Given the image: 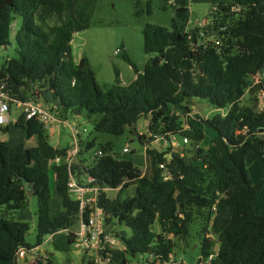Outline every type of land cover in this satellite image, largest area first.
<instances>
[{
  "label": "trees",
  "instance_id": "trees-1",
  "mask_svg": "<svg viewBox=\"0 0 264 264\" xmlns=\"http://www.w3.org/2000/svg\"><path fill=\"white\" fill-rule=\"evenodd\" d=\"M96 1L0 0V47L12 44L14 21L22 18L15 55L2 63L0 78L7 81L12 98L44 97L65 119L86 113L100 133L122 135L147 116L150 139L161 137L170 144L180 134L191 139L196 147L193 155L148 148L152 177L115 152L112 142L99 144L102 155L95 157L89 151L96 138L80 141V158L73 169L92 175L109 191L119 189L115 198L102 190L100 203L109 220L132 230L129 237L120 236L125 247L114 251V259L129 264L131 256L149 254L154 256L150 264H157L156 258L169 262L176 247L171 235H189L199 213L205 220L203 231L211 226L214 234L204 237L200 255L212 254L217 244L219 251L212 264H264V212L256 213L264 188V139L260 137L264 109L253 98L251 105L242 103L247 91L263 88L252 85V76L264 73V0L216 3L215 25L191 30L186 29L191 0H163L176 6L172 28L148 23L143 30L145 52L157 56L142 71L125 56L137 78L124 85L116 70V80L108 88L97 80L88 57L76 61L73 54L74 36L91 26ZM151 1L147 0V12H151ZM196 98L217 108L229 107L226 115L204 120L216 131L207 148L197 147L204 132L193 122L192 129H184L178 114L189 116ZM15 126L23 129L24 141L10 145L0 139V264H14L20 247L40 246L47 235L77 222L78 203L69 192L67 166L50 163L56 155H64L66 148L52 145L45 124L35 118L26 120L20 115ZM9 130V126H0V131ZM34 137L37 142L28 144ZM148 137L141 134L139 141L143 144ZM161 162L168 163L171 179L162 178ZM253 162L263 172L256 184L248 173ZM51 171L59 195L54 212ZM29 183L38 199L35 244L26 241L30 223L15 217L28 204ZM132 185L135 194L122 198V192ZM157 222L160 231L153 228ZM68 242L73 244L72 236ZM55 246L66 249L60 242ZM31 264L57 263L48 255L46 261L39 258Z\"/></svg>",
  "mask_w": 264,
  "mask_h": 264
},
{
  "label": "rangeland",
  "instance_id": "rangeland-1",
  "mask_svg": "<svg viewBox=\"0 0 264 264\" xmlns=\"http://www.w3.org/2000/svg\"><path fill=\"white\" fill-rule=\"evenodd\" d=\"M173 3V2H172ZM172 3H166L163 0L151 1V12H147V0H97L95 10L92 17L91 26L79 33H76L73 40V54L76 61H79L82 56H86L90 60L92 69L96 73L97 80L105 87H110L116 80V70L120 73L122 84H129L135 75L132 65L126 60L125 56H129L138 66L144 68L146 62L153 60L156 53H146L144 50L143 30L146 24H157L172 28L173 19L176 18V6ZM215 3H220V0H191L189 3L190 16L187 22L186 29L191 30L195 27L204 24V20L213 16ZM166 6V7H165ZM22 24V18L18 17L14 21L12 30V44L7 47H0V67L6 58H11L15 55L16 36ZM255 99L257 106L264 109V90L258 88L254 91H247L242 103L251 105ZM46 102L45 98H38ZM196 103L205 105L202 111L194 116L184 115L181 111L178 114L185 124L200 128L204 132L203 145L210 144L211 140L216 136V131L210 127L204 120L213 117L216 114L224 116L227 108H217L210 105L206 100L201 98L195 99ZM50 104V103H49ZM22 114V109L17 106V102L13 100L10 110L11 122L8 125L9 131H0V139L6 141L10 145L18 144L24 141V132L22 128L16 127L15 122ZM64 118V117H63ZM67 123H54L47 127L50 135V141L55 147L68 148L72 144L73 129L75 125L80 130L81 138L85 141H92L96 138V145L89 152H95L99 144L112 142L115 152L132 160L136 165L140 166L143 171H146L149 176L154 173L151 158L148 156L145 145H149L150 149L155 148V144L145 142L142 144L136 135V132L152 136L148 132V124L150 118L147 116L140 117L134 128L126 130L122 135L116 136L108 133H100L95 130L94 122L88 120L87 114L72 115L67 117ZM4 126V127H5ZM86 129V131H85ZM192 129V127H191ZM157 139V137H154ZM175 139L179 142V151H184L190 155L195 154L196 147L183 142V135H176ZM149 141V137L147 139ZM146 140V141H147ZM37 138H32L28 144H34ZM170 143V141H168ZM158 143V142H156ZM128 147L130 152L124 153L123 148ZM167 151H171L172 147L168 144ZM90 153H86L88 157ZM83 158V157H81ZM79 159H76V163ZM77 178L85 180L84 173H80L79 169L74 171ZM250 179L256 184L263 176L262 169L258 162H253L248 166ZM51 206L53 212L59 202V195L55 186V175L51 171ZM57 181V180H56ZM119 193V189H111L108 191L110 198H115ZM135 194V186L132 185L122 192V198H128ZM37 210L38 199L33 196L29 198L28 204L24 209L15 213V217L22 221L30 223V230L26 234V241L30 244L36 243V226H37ZM264 212V188L261 189L256 205V213ZM206 215V213H205ZM203 214H196L194 223L191 226L189 235L185 238L175 237L171 235L176 243L173 257L169 262L163 264H196L201 253V242L204 237H214L213 231H203L205 220ZM112 229L120 236L129 237L132 235L131 228L126 225L119 224L115 219L111 221ZM155 231H160L159 223L153 226ZM55 242H60L66 249H57ZM122 247H125L124 243ZM39 251L50 255L57 264H87L90 258L82 255L80 251L71 243L68 242V235L65 232L57 233L55 241L45 242L39 246ZM132 263L129 264H150L154 260V256L149 254H138L131 256ZM114 264H119L115 262ZM162 264V263H157Z\"/></svg>",
  "mask_w": 264,
  "mask_h": 264
},
{
  "label": "built area",
  "instance_id": "built-area-1",
  "mask_svg": "<svg viewBox=\"0 0 264 264\" xmlns=\"http://www.w3.org/2000/svg\"><path fill=\"white\" fill-rule=\"evenodd\" d=\"M214 17L206 19L204 25H215ZM225 27H219L218 30H223ZM205 32H201L204 36ZM216 44L220 45L221 40L217 39ZM253 84H262L264 90V73H257L252 76ZM7 81L0 78V126L8 125L11 122L10 110L11 101L15 100L20 104L22 114L26 120L37 119L44 123L46 128L54 123H67V119L63 118L58 111L55 104H48L39 99L29 97L24 100H16L10 96L7 89ZM244 98V97H243ZM242 98V100H243ZM197 110L193 107V111L189 112V116L197 114ZM227 114V113H226ZM225 114V115H226ZM191 125L185 124L184 129H190ZM73 135L72 144L66 149L64 155L58 154L51 160V164H63L68 169V188L73 198L78 203L77 222L74 227L64 228L57 232L47 235L45 242L55 241L57 233L65 232L69 237H73V245L80 251L82 255L88 256L94 264H114L115 262L122 264L121 261L114 259V251L122 250L123 241L117 232L111 227L109 220V213L105 207L100 203V195L102 190L109 191L110 188L100 186L96 179L84 173L85 180L77 178L74 173L73 166L76 164V159L80 158V141L82 140L80 130L75 125H72ZM86 131V129H85ZM175 137V136H173ZM163 139L161 137H157ZM164 140V139H163ZM175 140V138H173ZM191 139L186 136L183 137V142L186 144ZM128 147L123 148L124 153H128ZM102 152L100 149L95 150L94 156L100 157ZM162 170V178L164 180L171 179L172 173L168 167V163L161 162L159 164ZM39 246L33 248L20 247L15 256L14 264H31L39 258L47 260L48 254L39 251ZM219 251V246L216 244L214 252L208 256L199 255L196 264H212L216 259ZM157 263L163 262L161 258H156Z\"/></svg>",
  "mask_w": 264,
  "mask_h": 264
},
{
  "label": "crops",
  "instance_id": "crops-1",
  "mask_svg": "<svg viewBox=\"0 0 264 264\" xmlns=\"http://www.w3.org/2000/svg\"><path fill=\"white\" fill-rule=\"evenodd\" d=\"M216 1V0H215ZM232 0H220V2H226V3H228V2H231ZM216 4V3H215ZM205 21V20H204ZM139 70L140 71H142V68H139ZM137 78V75L135 74L134 75V78H133V80L132 81H134L135 79ZM131 81V82H132ZM130 82V83H131ZM129 83V84H130ZM41 99V98H40ZM196 103V102H195ZM12 104V103H11ZM198 105H202V104H198ZM17 106L20 108V104L18 103L17 104ZM204 106L205 105H202V109L204 108ZM51 138V137H50ZM173 138H175V137H172L171 138V144L167 141V140H163V139H159V138H157V139H150L149 138V141L147 140L146 142H145V144L148 142V143H150V144H155L156 145V147L155 148H157V150L158 151H164V150H167L169 147H168V144H170L171 146H173L172 147V149H171V152L172 151H175V152H177V151H179V147H181L180 146V144H179V142L175 139V140H173ZM156 142H158V143H156ZM148 144L147 145H145V149H146V152H147V149H148ZM200 146H202L203 148H207L208 146H209V144L208 145H203V140L201 141V142H199V144L197 145V147H200ZM57 147H59V146H57ZM60 148V147H59ZM67 149V148H66ZM130 152V151H129ZM128 152V153H129ZM148 154V153H147ZM149 156V155H148ZM166 156H171V154H169V153H167L166 154ZM150 157V156H149ZM151 158V157H150ZM144 172V175L145 176H147V177H152V176H149L148 174H147V172L146 171H143ZM56 179V178H55ZM55 186L57 187V181L55 180ZM133 186H135V185H133ZM132 187V186H131Z\"/></svg>",
  "mask_w": 264,
  "mask_h": 264
},
{
  "label": "water",
  "instance_id": "water-1",
  "mask_svg": "<svg viewBox=\"0 0 264 264\" xmlns=\"http://www.w3.org/2000/svg\"><path fill=\"white\" fill-rule=\"evenodd\" d=\"M172 1H174V0H172ZM198 104H199V103H195L194 107L196 108L197 112H200V111H202V105H198ZM256 109H257V108H256ZM136 135H137L138 138H140L141 133L136 132ZM260 137L264 139V133H262V134L260 135ZM29 185H30L31 188L27 191V193H28L29 197H33L34 194L36 193V190H35V188H34L33 183H29Z\"/></svg>",
  "mask_w": 264,
  "mask_h": 264
}]
</instances>
